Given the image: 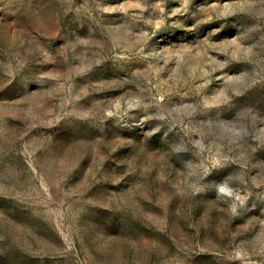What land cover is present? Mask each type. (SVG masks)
Instances as JSON below:
<instances>
[{
	"label": "rangeland",
	"instance_id": "374dc122",
	"mask_svg": "<svg viewBox=\"0 0 264 264\" xmlns=\"http://www.w3.org/2000/svg\"><path fill=\"white\" fill-rule=\"evenodd\" d=\"M0 264H264V0H0Z\"/></svg>",
	"mask_w": 264,
	"mask_h": 264
}]
</instances>
